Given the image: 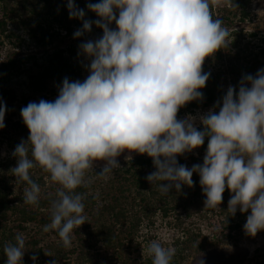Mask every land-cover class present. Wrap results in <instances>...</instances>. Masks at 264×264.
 Returning a JSON list of instances; mask_svg holds the SVG:
<instances>
[{
  "label": "trees",
  "instance_id": "16d2710c",
  "mask_svg": "<svg viewBox=\"0 0 264 264\" xmlns=\"http://www.w3.org/2000/svg\"><path fill=\"white\" fill-rule=\"evenodd\" d=\"M227 1L241 22L249 17L250 0ZM205 17L203 0H0V49L15 40L39 50L0 63V150L6 141L16 151L0 156V264H135L140 231L153 228L158 215L182 223L210 213L219 234L231 238L241 230L245 213H232L229 200L246 195L252 179H264V146L230 99L264 100L263 91L252 96L243 88L248 78L264 90V39L242 43L225 29L210 42L211 61L185 63L182 82L177 78L169 91L160 81L136 89L127 83L132 72L155 73L152 65L165 56L158 49L165 24L193 22L197 32ZM220 25H230L227 16ZM94 33L108 43L78 40ZM135 34L129 52L119 47ZM85 60L93 61L90 86L78 82ZM224 74L228 89L219 84ZM45 105L54 129L29 117ZM202 108L212 109L203 123L161 155L136 153L124 165L72 181L88 140L123 136L118 116L170 124ZM256 109L254 125L264 120V105ZM183 230L172 258L221 243Z\"/></svg>",
  "mask_w": 264,
  "mask_h": 264
},
{
  "label": "rangeland",
  "instance_id": "374dc122",
  "mask_svg": "<svg viewBox=\"0 0 264 264\" xmlns=\"http://www.w3.org/2000/svg\"><path fill=\"white\" fill-rule=\"evenodd\" d=\"M203 2L206 22L202 25L201 31L192 30L195 25L193 22L180 24L169 21L168 24H165L162 29L163 34L159 39L161 45L158 48L159 51L165 52L164 58L154 62L152 68L154 66L155 73L153 74L143 75L139 70L132 72V78L126 79L129 87L136 89L145 82L158 81L162 84L160 87L162 91H169L173 84L178 86L180 83L177 78L182 82L186 71L185 63L195 61L209 63L211 61L213 52L209 49L210 42L216 37H220L225 29L228 32H238L242 43L251 40L253 44H259L260 40L264 39V0H250L248 7L250 15L242 22L239 20L238 12L227 0H203ZM222 16L228 17L229 26L222 27L220 25V17ZM250 34H255V36L251 37ZM127 37V42L119 43V47L129 52L137 43L138 35ZM78 40L86 44L108 43V40L103 38L100 33L86 34ZM111 45L109 44V46ZM37 52L39 50L29 43L19 45L15 40L5 42L0 49V63L9 56L19 57ZM85 61V70L78 82L90 86L96 82L92 72L93 61ZM211 69L217 70L218 64L212 61ZM219 84L223 89H228L229 77L225 74L221 75ZM243 88L247 89V92L252 96L264 92L260 85H257L253 79L248 80V78L244 80ZM258 104L264 105V100L257 98L253 101L241 94L230 99V107L235 110L238 119H244L247 122V129L257 136L258 144L262 147L264 146V120L257 125H254L251 120L257 116L256 107ZM114 109L115 111L118 110ZM211 110V108L195 110L190 114L180 116L170 124L136 123L134 120H127L126 118L123 120L121 116H118L121 127L125 129L123 136L119 139L88 140L86 142V158L73 164V170L70 173V176L73 175L74 177L72 181H85L93 178V170L96 168L124 165L136 153L161 155L166 144L201 125L204 115ZM47 113L46 105L45 107L39 106L34 111L29 112V117L37 120L34 121L36 124L54 129L58 124L55 123L50 126ZM3 143L0 150L1 157H10L16 154V151L6 141ZM63 145H67V143L63 142ZM248 172L250 176V171ZM248 187L246 195H235L229 200L232 213H245L244 217L241 218V230L232 234L231 238L219 234L218 229L214 230V226L218 225L217 217L213 215L214 217L211 218L212 214L210 213H207L205 218H184L182 223L174 221L172 217L162 218L158 215L153 228L143 227L141 229L139 255L131 263L264 264V179H252ZM183 228L199 231L203 238L209 241L218 238L221 243L207 246L199 253L185 254L182 259L172 258L174 241L177 238H183ZM201 240L200 238L198 241ZM158 258L161 259L160 262Z\"/></svg>",
  "mask_w": 264,
  "mask_h": 264
}]
</instances>
